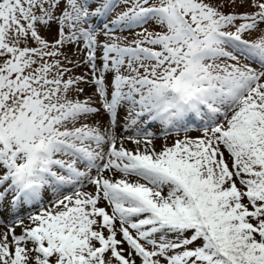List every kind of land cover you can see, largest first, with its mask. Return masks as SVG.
Instances as JSON below:
<instances>
[{
  "label": "snow or ice",
  "instance_id": "snow-or-ice-1",
  "mask_svg": "<svg viewBox=\"0 0 264 264\" xmlns=\"http://www.w3.org/2000/svg\"><path fill=\"white\" fill-rule=\"evenodd\" d=\"M0 225V264H264V0H0Z\"/></svg>",
  "mask_w": 264,
  "mask_h": 264
},
{
  "label": "rangeland",
  "instance_id": "rangeland-1",
  "mask_svg": "<svg viewBox=\"0 0 264 264\" xmlns=\"http://www.w3.org/2000/svg\"><path fill=\"white\" fill-rule=\"evenodd\" d=\"M124 35H127V33H124ZM173 135H175V134H173ZM190 135H199V133H197V132H192V133H190ZM159 143H160V142L157 141V146H159ZM3 230H5V229H4V225H0V231H3ZM16 231H17V233H19V232H20V229L17 228Z\"/></svg>",
  "mask_w": 264,
  "mask_h": 264
}]
</instances>
